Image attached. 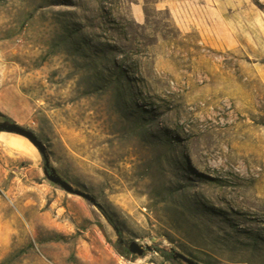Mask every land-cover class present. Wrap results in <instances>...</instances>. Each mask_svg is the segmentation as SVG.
<instances>
[{"label":"rangeland","instance_id":"374dc122","mask_svg":"<svg viewBox=\"0 0 264 264\" xmlns=\"http://www.w3.org/2000/svg\"><path fill=\"white\" fill-rule=\"evenodd\" d=\"M8 119L0 263L264 264V0H0Z\"/></svg>","mask_w":264,"mask_h":264},{"label":"trees","instance_id":"16d2710c","mask_svg":"<svg viewBox=\"0 0 264 264\" xmlns=\"http://www.w3.org/2000/svg\"><path fill=\"white\" fill-rule=\"evenodd\" d=\"M13 124L9 121L0 122V133L7 132V128L11 127ZM43 158V173L44 175L56 177V173L52 166L49 164L48 159L45 155H42ZM100 213L102 216L105 218L107 223L114 229L117 240L115 244L113 245L114 250L121 256H123V248L127 244L126 241L123 239L122 232L118 226V224L114 221V219L101 207L97 206ZM155 252H159L161 258L164 261L171 262L172 264H179L177 263V259L179 258L178 255H173L172 251L171 252H164V251H158L156 250ZM18 258V254L17 257ZM14 259V258H13ZM10 260H5L1 262L0 264H8ZM191 264H196V263H191Z\"/></svg>","mask_w":264,"mask_h":264},{"label":"water","instance_id":"95a60500","mask_svg":"<svg viewBox=\"0 0 264 264\" xmlns=\"http://www.w3.org/2000/svg\"><path fill=\"white\" fill-rule=\"evenodd\" d=\"M16 130H17L16 126H11V127L7 128V132H13V131H16ZM27 137L30 140V142L37 148L39 153L41 155H45V147L41 144V142L37 141L35 139V137H33L30 134H27ZM45 177L50 182H52L53 184L60 186L64 191H66L68 193H74L76 195H79V196L83 197L84 199H86L87 201H89L90 203H92L93 205L100 206L99 204L96 203L94 198H92L88 194H85V193H82L80 191L72 189L71 186L68 185L63 180H61L59 178L52 177V176H48V175H46ZM146 249H149V248H146ZM129 251H130L131 254L142 256V254L144 253V248L140 247L138 244L133 242L129 246ZM178 256H179L180 259L185 261L187 264H191L192 263L191 261L187 260L183 256H181V255H178Z\"/></svg>","mask_w":264,"mask_h":264}]
</instances>
